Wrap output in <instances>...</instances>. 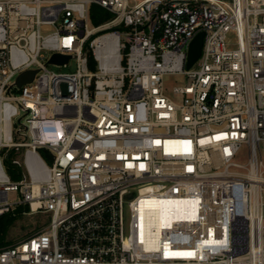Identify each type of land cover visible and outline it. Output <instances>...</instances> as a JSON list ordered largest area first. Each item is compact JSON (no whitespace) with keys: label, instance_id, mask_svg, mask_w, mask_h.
Here are the masks:
<instances>
[{"label":"built area","instance_id":"2783aa9c","mask_svg":"<svg viewBox=\"0 0 264 264\" xmlns=\"http://www.w3.org/2000/svg\"><path fill=\"white\" fill-rule=\"evenodd\" d=\"M20 207L49 220L0 264H264V0H0V218Z\"/></svg>","mask_w":264,"mask_h":264},{"label":"rangeland","instance_id":"374dc122","mask_svg":"<svg viewBox=\"0 0 264 264\" xmlns=\"http://www.w3.org/2000/svg\"><path fill=\"white\" fill-rule=\"evenodd\" d=\"M90 27H95L93 24L91 17H90ZM49 68L56 72V73H72L77 70L76 62L72 61L67 67L63 66H55L50 65ZM187 82V79L183 75H176V74H170L165 77V93L167 96L171 97L172 99L180 102L183 100L182 96H175L173 94V89L176 86L185 85ZM41 156L44 158V160L51 164V160L48 158V156L44 153H40ZM18 158L17 156H13V158ZM6 172L8 176L13 180L17 181L21 178V169L16 166H6ZM19 195L16 192L11 193V199L12 200H18ZM17 220L14 222L13 226L10 228L6 239L10 240L11 242L15 243L20 241L26 236H29L36 232L43 224L47 223L49 218L48 216H43L40 214L31 215L30 214H16Z\"/></svg>","mask_w":264,"mask_h":264},{"label":"trees","instance_id":"16d2710c","mask_svg":"<svg viewBox=\"0 0 264 264\" xmlns=\"http://www.w3.org/2000/svg\"><path fill=\"white\" fill-rule=\"evenodd\" d=\"M90 17L95 25V27L107 22L108 20L113 18V14L106 9L102 8L101 6L97 4H93L90 8ZM27 207H20L16 214H21L24 211H27ZM16 214H5L0 218V247H5L10 244H13L10 240L6 239V236L10 230V228L13 226L14 222L17 220Z\"/></svg>","mask_w":264,"mask_h":264},{"label":"water","instance_id":"95a60500","mask_svg":"<svg viewBox=\"0 0 264 264\" xmlns=\"http://www.w3.org/2000/svg\"><path fill=\"white\" fill-rule=\"evenodd\" d=\"M204 43V33H200L192 42L188 54V64L187 68L190 69L195 62L200 58L202 53ZM70 59V56H63L60 54H55L53 58L51 59L50 63L52 64H63L67 63ZM35 71H27L23 74H21L18 78V85L22 86L24 84L30 83L33 81L35 76Z\"/></svg>","mask_w":264,"mask_h":264},{"label":"bare ground","instance_id":"6f19581e","mask_svg":"<svg viewBox=\"0 0 264 264\" xmlns=\"http://www.w3.org/2000/svg\"><path fill=\"white\" fill-rule=\"evenodd\" d=\"M154 205L153 206H157V207H160V208H168V207H171L172 205H169V204H163V205H159V203L157 201L155 202H152ZM178 205V204H177ZM176 205V206H177ZM179 207V206H178Z\"/></svg>","mask_w":264,"mask_h":264}]
</instances>
